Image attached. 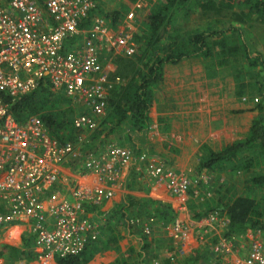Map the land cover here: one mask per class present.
Returning <instances> with one entry per match:
<instances>
[{
  "label": "built area",
  "instance_id": "1",
  "mask_svg": "<svg viewBox=\"0 0 264 264\" xmlns=\"http://www.w3.org/2000/svg\"><path fill=\"white\" fill-rule=\"evenodd\" d=\"M96 2L0 0V228L27 223L37 252L52 259L79 255L98 240L102 230L93 216L99 204L113 195L96 185L90 189L69 186V180L59 176L62 163L78 164L84 173L97 174L114 185L131 155L129 148L112 145L100 152L85 148L86 138H81L96 129L115 83L103 73L101 56L110 51L131 56L135 51V9L112 25L110 19L93 13ZM90 13L93 25L82 27ZM115 26L118 31L113 34ZM43 77L71 103L73 141L51 136L36 114L18 122L8 110L6 99L34 90ZM151 168L154 177H165L171 195H184L191 186L183 173L164 172L162 165ZM215 213L195 221L203 222L201 230L197 226V241L209 243L212 253L211 261L201 264H218V260L264 264V232L251 229L240 241L237 235L226 234L227 219ZM173 229L175 238L182 240L186 225L176 219Z\"/></svg>",
  "mask_w": 264,
  "mask_h": 264
},
{
  "label": "trees",
  "instance_id": "2",
  "mask_svg": "<svg viewBox=\"0 0 264 264\" xmlns=\"http://www.w3.org/2000/svg\"><path fill=\"white\" fill-rule=\"evenodd\" d=\"M98 1L93 13L110 19L112 25L118 23L129 11L126 6L121 5L115 10L105 11ZM193 8L208 18L201 29L187 31L183 21L190 15ZM249 15H252V21L264 25V0H162L161 3L154 4L144 16L140 17L141 29L134 37V41L138 42L137 51L131 56L112 58L116 60L119 69V74L113 75L112 78L119 76L120 81L118 80L109 89L105 100L107 112L99 127L90 134V142L88 140L85 147L94 145L95 143L91 144V141L97 136H99L97 142H104L103 135L112 136L122 124L127 122L128 131L125 136L131 144L132 159L137 157L141 150L140 143H143L144 135L152 122L148 110L154 94L153 90L162 84L164 65L177 63L192 56L210 57L213 55V46L216 43H220V49L223 50L222 55L216 53V58L222 60L220 63H226L229 57L235 66H242L244 63L250 67L259 66L257 76L260 82L262 80L260 76L264 72V57L259 53L252 56L246 47L244 52L241 38L234 39L243 37L239 25L246 22ZM93 17V14H88L81 22V26L89 27ZM216 24L221 25L222 28ZM234 33L236 36L233 35ZM236 41L239 43H235ZM240 47L243 50L242 57L238 55L236 57L233 53L238 52ZM245 73L233 74L234 79L238 81V94L243 93L249 85L245 80ZM67 100L61 92L50 88L46 77H43L34 90L11 101L6 99L8 110L18 122L30 114H36L44 121L51 136L60 141H73L76 138L71 121L73 110ZM261 107L262 105L259 108ZM260 111L259 109V114L253 119L245 139L225 144L218 150L205 147L196 167L197 170L204 169L210 172H251L252 174L247 181L248 186L244 193L234 195L226 202L219 201L220 203L212 208L206 204L204 211L191 215L201 217L208 212L217 211L220 215L224 213L227 217L226 234L229 235H240L250 228L264 232V206L254 195V189H264V119ZM258 166L261 167L256 169ZM258 170L262 172L259 173ZM80 171L83 173L82 169ZM112 196L108 199L112 200L114 197ZM142 201L145 204L146 214L154 216L163 224L174 221L176 210L169 203L152 199H142ZM139 204V199L122 195L120 201L114 205L117 209L112 211L111 215L114 219L125 217L130 208ZM100 209L97 215L104 217L107 212ZM125 219L127 224L129 219ZM13 228L15 231L19 230L18 226ZM34 240V233L28 230L22 234L20 246L1 245L0 256L32 260L39 255ZM116 241L117 236L114 235L107 238L99 237L79 255H55V262L56 264H84L96 252L115 245ZM205 247L203 245L201 250L204 251ZM146 248L147 245L143 243L140 247L141 256H144ZM199 251L200 249H196L184 259L182 264H193L201 259ZM206 260L201 261L206 262Z\"/></svg>",
  "mask_w": 264,
  "mask_h": 264
},
{
  "label": "rangeland",
  "instance_id": "3",
  "mask_svg": "<svg viewBox=\"0 0 264 264\" xmlns=\"http://www.w3.org/2000/svg\"><path fill=\"white\" fill-rule=\"evenodd\" d=\"M98 2L100 3L101 8L105 11L115 10L119 8L120 5L122 7L126 6L129 10L135 9V14H136L135 26L137 29L133 32V41H134V37L136 33L138 35V30L141 29L140 17L144 16L150 10V8L153 7L154 4L161 3L162 0H99ZM199 12L200 11L196 12L195 8H193L190 15L184 19L183 22L185 24V27L188 29L187 31H192L195 29L202 28L203 23H205L208 17H206L205 14L201 15ZM251 18L252 15H249L246 18V22L241 23L239 25L241 31L243 32V37L239 36L238 38L237 37L234 38V39L241 38L240 42L243 44L242 48L244 52H246L245 47L246 48L250 47L252 50L255 48L251 46L250 39L251 37L255 38L256 36H254V34H250L251 32L253 31L256 32L258 34L257 35L258 39L259 37L264 38V25L256 21H252ZM118 24L119 23H116L115 25ZM217 26L222 28L221 25L219 24ZM115 28L117 27L115 26ZM233 35L236 36V33H234ZM134 43H135V51L133 52V54L137 51V45H138V42L134 41ZM235 43H239V41H236ZM238 46L241 45L238 44ZM220 48H221L220 43H216L213 46V51H212L213 55L210 57H205V59L208 58L217 59L216 53L218 55L219 53L220 55H222L221 51L223 50H221ZM114 56H123V55H117L113 51H110L107 62L103 64L102 71L110 79L112 80L115 79L114 82L117 83L116 78H118L120 81L119 76H114L115 78H112L113 75L119 74L118 64L115 59H112ZM217 60L220 61L219 59ZM167 64H172V63H167ZM167 72H168L167 69L166 72H164V67H163V76H164L163 79L165 82H167V77H166ZM262 77H263L261 81V83L263 84L262 87H260L259 81L258 80L256 81L257 82L256 85L259 84L258 87L256 86L257 89L259 90L264 89V75ZM252 78H253V74H252ZM233 81L235 82V87L238 89V85H237L238 81H236L234 77H233ZM153 91L155 92L151 98V105L148 110L149 117L153 115V111H154L153 103H155L158 100L157 94L159 91H156V89H154ZM68 104L71 105V103ZM106 112H107V108H105L104 114L98 117L96 128L99 127L101 120L105 116ZM260 112L264 119V108ZM149 128L150 129H148L147 131L150 132L151 127ZM127 131H128V123L125 122L117 129V131L112 136L103 135L102 141L104 142H97L99 140L98 138L99 136H97L96 139L91 141V144L94 143L95 144L91 145L90 147L97 148L98 152L103 151L104 147L105 146L107 147L108 145L122 147L126 149L129 148L131 150V155L129 156V159L130 158L132 159L131 144H128V141L125 136ZM91 133L92 132L87 131L83 133V137L81 138L84 139L86 138V142H88V140L90 142L89 138ZM158 143L162 147L164 141ZM144 147L145 145L143 143H140L141 150L139 151L138 156L133 157L131 162H129L128 159L127 164L120 169L121 171H119L117 177L119 179H125V184L124 186H121L120 189L118 188L111 189L110 188L111 184L108 183L107 180H103L104 177H99V175L97 174L94 173L86 174L84 172L81 173L80 171L81 168L79 167L78 164L71 165V164H67L66 162L62 163L61 165L62 168L59 171V176L61 180L68 179L69 186L72 187L73 185H76L77 187H81L82 189H87L92 187L93 180L96 179L98 180V182L102 184L101 187H97V188L101 189V192L103 193L111 192L114 195L118 193L129 194L130 196L139 199L140 204L130 208L129 213L127 215V217L133 220V223L136 222L135 226H133L135 229V231H133L135 232V236L134 234H131V237L127 238L128 240L124 238V243L123 242L120 243L121 241L116 243L118 248L111 249L112 251H114L113 253L115 254V257L117 259V260L115 259L116 260L115 262L118 263L119 261H122V263L120 264H155L154 261H157L158 264H176L177 262H178L177 264H182L187 256L191 255L196 249H199L202 245L197 241V234L195 231L192 230V227L186 226L185 229L186 234L183 236V239L180 240L175 238V232L173 229L174 221L169 224H163L162 221L157 220L154 216L152 220H150L149 218H151L152 215H148L145 213L144 211L145 204L142 201V199H151L149 193L148 192L146 193V191L144 192L147 186L152 188L155 185H160V189H159L161 193V195L159 194L160 197H162V194L166 192V189L169 191V186L165 181V177H159V176L154 177L150 173L152 169L151 166L162 165L164 172L170 171V172H174L175 174H177L176 172H178V170H182V172L184 171L183 174L188 177V179L191 182V186L187 189L186 193L181 196L186 197L185 211L189 213L190 217L195 212L197 213L199 211H204V209L206 208L205 206L207 205H209V207L212 208L216 206V204L220 203L219 201L226 202L228 199L234 197V195H240L244 193L245 189L248 186L247 181L252 174L251 172L249 173L229 172V171L210 172L204 169L197 170L196 167L201 152H203L205 147H210L208 144L204 142L200 143L197 150L194 152L175 151V150L167 149L165 146V148L163 147L160 148L159 152L156 151L157 153L156 152L152 153L151 150H153L154 147L153 145L149 146V148L146 147L144 148ZM85 148H89V147H85ZM260 167L261 166H258L256 167V169ZM258 171L259 173L262 172V170H258ZM146 178L153 180L154 181L153 184L149 186L145 181ZM107 186L109 188H107ZM254 195L264 206V189H258V188L254 189ZM174 197H180V195ZM215 214H217L219 217L223 219L227 218L224 213L220 215L217 212ZM175 218L177 219V213ZM113 222H115V219H113ZM19 226H18L19 230H16V232L14 228H11V230L8 231L9 233L7 232L8 230L7 228L0 231V250H1V245L3 244L10 246L20 245L22 234L28 231L29 226L27 223H19ZM145 228L148 229V232L143 231V229ZM108 233L109 232L107 228L105 229L104 226L102 227V232L100 237H106ZM15 235H18L16 236L17 238H15ZM143 243L147 245V248L144 252L145 253L144 256H141L140 247ZM178 249H181L182 253H178ZM199 252L201 253L205 252L203 254L199 253L200 255L199 258L201 259H199L198 261H200L201 263L205 262L201 260H206L209 256L210 258L212 257L210 246L204 249V251L200 250ZM166 254H170L172 257H174V259L171 260L169 258L171 260L170 262V260L165 257ZM0 257H2V260H0L1 264H42L37 260L27 261V263H25L23 262V260L18 261L17 259L10 258L5 255H2ZM175 257H178L179 259H176ZM207 262L208 261H206V263ZM217 262L218 264H230L227 261L218 260ZM84 264H93V261L92 262L88 261V263H84Z\"/></svg>",
  "mask_w": 264,
  "mask_h": 264
},
{
  "label": "crops",
  "instance_id": "4",
  "mask_svg": "<svg viewBox=\"0 0 264 264\" xmlns=\"http://www.w3.org/2000/svg\"><path fill=\"white\" fill-rule=\"evenodd\" d=\"M93 22L94 20L92 19L90 25H93ZM112 28L111 33L115 34L118 31V28ZM114 28L116 32L114 31ZM250 34H254L256 37H251L250 39L251 46L255 48L252 50L248 47V49L250 48L248 51H251L249 53L252 56L259 53L264 57V38L259 37L258 39V34L254 31ZM233 54L236 57L237 55L242 57V48L240 47L239 51ZM107 60L108 56H101L100 62L102 67ZM219 60L222 61L221 59ZM220 61L215 58L205 59V57L202 56H192L184 58L176 64L172 63L164 65V72H166V69L168 70L166 75L167 82L163 79V83L159 88H156V91L159 92L157 94L158 100L153 103V115H151L152 117L150 116L152 120L149 126L151 127V131H146L144 135L145 138H143V144L146 148H149V146L152 145L154 146L153 150H151L152 153L156 151L159 152L160 148H165V146L167 149L175 151L194 152L197 150L200 143L203 142L208 144L211 149L218 150L225 144L245 139L249 134L253 119L259 114V109L262 110L264 108V89L259 90L257 89L259 84L256 85L260 67H250L247 63H244L242 66H235L233 62L231 63V58L229 57L225 61L226 63H220ZM236 72H246L245 80L246 82L249 81V85L241 94H238V89L235 87V82L233 81V74ZM263 75L264 72L260 77ZM261 81L259 82L260 87L263 86ZM261 105L262 107L259 108ZM127 141L128 144H130V141ZM162 141H164V143L161 147L158 142L161 143ZM181 172L182 170H178L176 173L180 174ZM145 181L149 186L154 182L149 178H146ZM124 184L125 179H121L116 184L111 185L110 188L120 189ZM93 185H96V187L102 186V184L96 179L93 180ZM107 188L109 187L107 186ZM149 188L150 187L147 186L144 192H148L152 200L158 201L159 199L160 202L169 203L171 207L176 210L177 219L182 221L184 225L188 227L194 225L195 227L192 228L195 232L198 230V225L199 230H201L200 224L203 223L195 222L196 219L203 218L211 213L208 212L201 217H190L189 213L185 211V196L174 197L171 195L170 191L166 189V192L160 197V185H155L150 188V190ZM122 195L127 196L129 194H113L114 197L112 196V200L105 198L99 206H95V208L97 206L98 208H96V215L93 216V218L97 220L101 230L104 226L105 229L107 228L109 233L106 235V238L110 235L117 236L116 243L120 241V243H124V238L127 239L131 237V234H134L135 236V232H133L135 229L133 226H135L136 222L129 223L128 221V223L125 224V218L130 219L127 217L128 214L124 217L119 213L122 217H116L115 222H113L114 217L111 215V212L117 209L114 205L120 201ZM99 209L106 211L107 214L104 217L97 215ZM108 217L109 220H107ZM151 217L153 218V216ZM15 226L19 225H12L7 228V232ZM1 230H4V228H0V231ZM249 230H251V228L246 229L242 234L237 235L240 241H243L242 238L249 232ZM16 236L18 235H15V238H17ZM116 243L109 248L96 252L94 254L95 256L93 255V258L91 257L89 261H93V264L122 263V261H119L118 263L115 262L117 259L113 253L114 251L111 250L112 248H118ZM203 245L206 246L203 249L209 247L208 243ZM203 245L199 248L200 250ZM180 253H182V250ZM41 255L42 254L39 253V255L32 260H37L42 264H56L55 258L52 259L50 256L42 257ZM169 256L171 255H165L168 259ZM175 258L179 259L178 257ZM207 259L208 260L206 261L211 260L210 256ZM0 260H2V257H0ZM20 260L27 263L26 259H18V261ZM86 263H88V261ZM193 264H201V262L197 261Z\"/></svg>",
  "mask_w": 264,
  "mask_h": 264
}]
</instances>
